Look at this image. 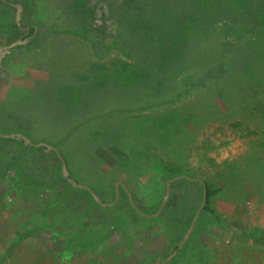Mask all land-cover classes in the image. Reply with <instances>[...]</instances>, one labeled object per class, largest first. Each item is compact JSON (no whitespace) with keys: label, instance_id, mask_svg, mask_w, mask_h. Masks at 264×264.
<instances>
[{"label":"rangeland","instance_id":"obj_1","mask_svg":"<svg viewBox=\"0 0 264 264\" xmlns=\"http://www.w3.org/2000/svg\"><path fill=\"white\" fill-rule=\"evenodd\" d=\"M24 2L21 20L38 28L1 60L0 122L22 124L33 143L65 151L72 178L102 202L114 200V184L120 181L147 214L158 209L165 192L161 159L196 162L203 134L242 123L250 129L248 136L239 139L244 130L224 132L230 135H225L228 143L209 154L231 164L225 176L232 180L210 200L215 215L202 210L190 239L165 264H264V243L246 236L264 232L260 44L246 35L212 34L189 41L178 60L163 38L149 34L143 17L135 20L141 0ZM154 10L151 4L146 12ZM15 13L9 11L10 21ZM144 17L151 18L148 13ZM103 79L107 82L96 88ZM17 161L55 191L63 190L57 156L0 141V264H160L201 203L200 183L175 181L161 213L148 222L132 212L119 187L114 206L55 225L43 212L54 194L44 189L24 196L12 190ZM196 170L197 178L217 184L211 178L214 169L204 163ZM61 196L70 198L67 205H89L85 194L76 191ZM128 216L138 226L130 225ZM77 234L84 251L65 250L66 237Z\"/></svg>","mask_w":264,"mask_h":264},{"label":"trees","instance_id":"obj_2","mask_svg":"<svg viewBox=\"0 0 264 264\" xmlns=\"http://www.w3.org/2000/svg\"><path fill=\"white\" fill-rule=\"evenodd\" d=\"M130 1L135 2L137 0ZM146 1L148 0H141L142 6L140 4H136L137 2L133 4V7L136 4V14H138L135 16H141V18L143 17V20H140V17L135 18V20H138V22L139 20L140 22H144V26L145 28L147 27L150 35H156V37L160 36L161 38H163L162 42L163 44L168 46V51L172 50L174 52H177L172 55V58H177L178 60L181 59V56H183V52L190 44L189 41L200 40L212 34L216 36L220 34H226L233 37L238 34L240 36L246 35L255 39V41H252L260 44V48H262V50L264 49V0H150L154 2V4H144ZM9 3L20 4L22 7L25 5L24 0H0V45H9L18 39H24L33 33L34 27H37V25L27 26L25 23H23L22 18L21 27H29V32L26 33L25 31L21 30L14 21H10L8 19V14L9 11L13 10V7H11ZM151 4L155 7L154 12H146ZM145 13H148V16H150L151 18H145ZM112 16L114 17L113 19L115 22H118L119 24L122 23V20L117 16V14H113L112 12ZM157 22L160 24H158ZM161 22H163V24ZM37 38L38 36L36 35V38L34 39ZM29 44H31V42ZM169 55V53L166 54L164 58L168 59ZM69 68L71 70V67ZM104 81L107 82L103 79L102 82H98L99 84H97L95 87L97 88L100 85L102 86ZM94 83L95 82H90L89 84ZM92 87L93 85L89 86V88ZM60 100L65 99L60 96ZM77 102H79V100ZM3 123L4 122H0V132L21 133L31 140L29 132L26 131L22 124H16L15 126L11 124V126L7 127L6 124ZM237 130H244L239 139H244L251 133L250 129L248 130L242 126V123L234 122L227 125L226 127H217L212 132V134H203L204 137L199 144L198 152H194L196 156V162L194 161L190 163L186 161L182 164H178L176 162H173L172 160L166 161L161 159V179H163V181L166 183L167 180L178 175H187L197 178L198 176L195 173V171H197L196 168L205 163L206 167L215 170V175L211 178L216 180L217 184H213L210 178H199L204 182L207 189L206 204L203 208V211L208 212L211 215H215L213 209L210 207V200L212 196L219 194L223 190V186L229 183V179L232 180L231 177L225 176L226 172H231V164L227 161L217 162L215 159L210 157L209 154L214 153L216 149L222 148L228 143L225 136L227 135L225 134L227 131H229V133H235ZM227 136L229 137L230 135ZM0 141L14 143L17 146L24 147L23 142L20 140L0 138ZM58 148L61 150L60 147ZM29 149L32 150V148ZM190 151L193 152L192 149ZM64 152L61 151V155L65 160L69 171L70 161H68L67 156ZM112 152L120 153L119 150L116 151L113 148ZM49 153L53 156H57L53 151H49ZM58 163L60 164V161H58ZM13 167L15 176L12 180L11 187L12 190H14L16 193L24 195L29 190L35 192L37 190L47 189L55 195V200L53 202H50L43 210V212L45 211L47 214H49L51 219H53L55 225L68 222V220L73 219L74 216L78 218H84L85 216L92 215V210H107V208L103 209L102 207L98 206L87 191L72 188L61 176L60 178L63 186L62 192L55 191V186L53 184L38 180L35 177V173L33 172V170L27 168V166H25L23 162L17 161L13 165ZM182 181L189 184L193 183L188 182L184 179ZM64 191L68 194L73 191L78 192L79 195L85 194V196L88 198L89 205L81 207L80 201H78V205L65 204L67 200H70V198H68L67 196H61ZM239 193L240 192L234 193L233 198L238 199ZM133 201L139 208V205L136 203V201L134 199ZM132 212L136 214L133 210ZM127 220L130 225L138 226V224L136 223L137 221L131 216H128ZM143 220L148 222L155 221L154 218H143ZM246 236L255 242L264 243V232H260L258 236H253V234L251 233L247 234ZM83 243L84 242L82 240H79L77 234L76 237L67 236L66 243L63 245V247L67 251L81 252L84 251Z\"/></svg>","mask_w":264,"mask_h":264},{"label":"water","instance_id":"obj_3","mask_svg":"<svg viewBox=\"0 0 264 264\" xmlns=\"http://www.w3.org/2000/svg\"><path fill=\"white\" fill-rule=\"evenodd\" d=\"M9 5L11 7H13L16 10L15 13V24L23 31H25L26 33L29 32V27H21V12H22V6L20 4H13V3H9ZM37 28L34 27V31L31 35L27 36L24 39H18L14 42H12L9 45H5V46H1L0 47V70L2 69V64H1V60L4 57V55L6 53H9V50L19 46V45H24L26 44L31 38L32 36L36 33ZM0 138L2 139H9V140H20L23 142L24 145L29 146V147H34V148H43L45 151H53L59 161H60V169H61V175L62 177L65 179V181L73 188H77L80 190H85L89 193V195L92 197V199L94 200V202L102 207V208H109L114 206L119 198V187L122 188L124 190V192L126 193L127 196V200L129 203V206L132 208V210L139 215L142 218H156L159 216V214L161 213L164 205L166 204L168 197H169V193H170V185L178 180H188V181H194V182H199L202 185V196H201V203L199 205V207L197 208L195 214L193 215L191 222L187 228V230L185 231V233L183 234L181 240L175 244L169 252V255L167 256V258L162 261L160 264H165L167 263L172 256H174L177 252L178 249H180L185 243L186 241L189 239L194 226L196 224V221L201 213V211L203 210L205 204H206V195H207V189L206 186L204 184V182L202 180H200L199 178H195V177H190L187 175H178V176H174L172 178H170L169 180L166 181L165 183V192L161 201V204L159 205L158 209L152 213V214H147L142 212L138 206L134 203L133 198L131 196V193L128 191V189L126 188V186H124L120 181H115L114 184V200L111 202H102L99 197L96 195V193L87 185L85 184H81L76 182L69 174L68 168H67V164L65 162V160L63 159L62 155L60 154V152L58 151V149L52 145H49L47 143L44 142H39V143H33L27 136H25L24 134L21 133H2L0 132Z\"/></svg>","mask_w":264,"mask_h":264}]
</instances>
